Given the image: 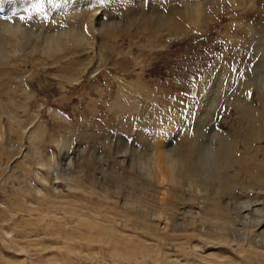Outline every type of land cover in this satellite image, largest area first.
<instances>
[{"label":"rangeland","instance_id":"1","mask_svg":"<svg viewBox=\"0 0 264 264\" xmlns=\"http://www.w3.org/2000/svg\"><path fill=\"white\" fill-rule=\"evenodd\" d=\"M27 4L0 0V264H264V0Z\"/></svg>","mask_w":264,"mask_h":264},{"label":"bare ground","instance_id":"2","mask_svg":"<svg viewBox=\"0 0 264 264\" xmlns=\"http://www.w3.org/2000/svg\"><path fill=\"white\" fill-rule=\"evenodd\" d=\"M88 1V0H87ZM87 3V2H86ZM88 4V3H87ZM86 6V5H84ZM188 6V5H186ZM201 6V5H200ZM202 7V6H201ZM84 10V9H83ZM187 10V9H186ZM190 12V10H188ZM203 10L200 8L199 12L195 13L194 14H197V15H200L202 14ZM188 13V12H187ZM85 14V13H84ZM78 15V14H77ZM81 15V14H80ZM90 17L92 18V21L94 22L93 24V29L94 31L97 33L99 27H97V23H95L96 19H97V12L94 11V13L91 12V14H89ZM186 15V14H185ZM202 16V15H201ZM86 19V18H85ZM172 22V21H171ZM4 25V24H3ZM4 30L6 29V31L9 33V35H11L13 37V39H15L16 35H17V31L14 30V26H11L10 25H4ZM75 27V26H74ZM74 27L70 28V29H66V30H62L60 32H58L57 34H52V35H49L47 37V44L45 45V49L48 51V52H52L53 51V48H60V38H67V37H72L73 39V42H77V41H81V40H85L86 39V36H85V33L84 31L81 29L82 27H78L77 29H73ZM3 30V32H4ZM73 30V31H72ZM76 30V31H75ZM10 36V37H11ZM67 42V40H65ZM13 42V41H12ZM10 44V43H9ZM208 157V156H207ZM191 174V172L189 173V175ZM193 174V173H192ZM191 174V175H192Z\"/></svg>","mask_w":264,"mask_h":264},{"label":"snow or ice","instance_id":"3","mask_svg":"<svg viewBox=\"0 0 264 264\" xmlns=\"http://www.w3.org/2000/svg\"><path fill=\"white\" fill-rule=\"evenodd\" d=\"M61 0H28L27 6L23 9L24 15H21L19 18L22 20L32 19L33 15L39 16L44 14L47 16L48 12L60 7ZM101 6H104L105 0H99ZM233 71L238 72L239 69H232ZM251 94L249 93V96Z\"/></svg>","mask_w":264,"mask_h":264}]
</instances>
